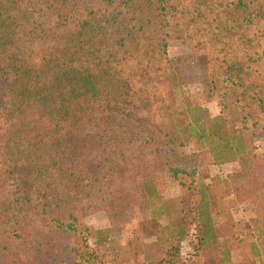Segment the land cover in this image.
<instances>
[{
  "label": "trees",
  "instance_id": "trees-1",
  "mask_svg": "<svg viewBox=\"0 0 264 264\" xmlns=\"http://www.w3.org/2000/svg\"><path fill=\"white\" fill-rule=\"evenodd\" d=\"M169 38L204 51L194 61L221 115L178 104L187 80ZM260 136L264 0H0V264H219L233 249L263 257ZM190 137L198 151L187 150ZM233 156L241 169L229 184L255 208L251 227L231 218L224 182L205 181L209 165ZM169 174L190 182L163 198ZM190 191L197 203L186 208ZM144 205L148 218L121 250L105 246L110 228L92 234L77 222L105 210L123 226Z\"/></svg>",
  "mask_w": 264,
  "mask_h": 264
},
{
  "label": "rangeland",
  "instance_id": "rangeland-1",
  "mask_svg": "<svg viewBox=\"0 0 264 264\" xmlns=\"http://www.w3.org/2000/svg\"><path fill=\"white\" fill-rule=\"evenodd\" d=\"M168 54L172 59H177L180 61L181 70H183L182 78L187 80L186 83L179 85L176 88V94L178 99V104L182 107L187 106L188 104L192 105H204L209 111L210 115L213 117L221 115V107L216 99H207L203 94V85L201 78L204 76L205 72L203 71L202 63L199 61H194L195 58H201L204 55V51H200L195 46V43L189 39H173L169 38L168 40ZM187 75H186V74ZM188 76V77H187ZM191 76H195V79L190 80ZM230 130H233L238 126L233 122H228L226 125ZM234 131V130H233ZM187 142V150L190 152L198 151L200 146L191 139ZM255 144L259 151L264 152V136L257 137ZM241 169V164L237 156H233L231 159L223 163H214L207 167L208 176L205 181L209 182L211 177L218 176L226 186L223 189L224 201L230 212V216L233 221L238 222L242 226H252L253 221L256 218L255 208H253L249 200H242L237 198L233 192L232 186L230 187V174L236 173ZM183 180L185 182H190V177L186 175H180L179 178H175L172 174H169L167 177V189L162 194L163 198H174L179 196L182 191L179 185V181ZM190 194L185 197L184 206L189 208L191 206H196L197 195ZM133 217L132 221L123 226H111V222L108 216V213L105 210L96 211L86 217L78 219L77 222L85 227H87L92 234H95L97 231L111 229L109 234V241L105 246L114 249H122L123 246H131L134 240V233L140 230L139 223L148 218L150 212L148 208L144 205L139 208H133ZM157 220L161 224H166L167 218L165 216L157 217ZM214 220L216 223H219L218 214L214 215ZM193 232L195 233L196 228L193 227ZM230 239L221 240L220 243H223L224 247L233 248ZM181 251L183 249H180ZM184 249L183 251H185ZM186 252V251H185ZM138 261H143V257H137L131 262L126 264H135ZM219 264H264V256L260 257H250L244 256L239 252V249H233L232 254L229 260Z\"/></svg>",
  "mask_w": 264,
  "mask_h": 264
}]
</instances>
